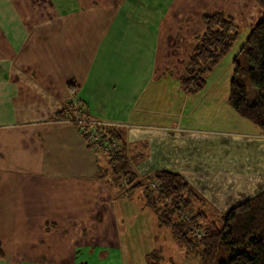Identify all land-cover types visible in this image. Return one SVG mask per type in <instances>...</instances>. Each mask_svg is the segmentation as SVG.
I'll return each mask as SVG.
<instances>
[{"label": "crops", "instance_id": "0c3cea01", "mask_svg": "<svg viewBox=\"0 0 264 264\" xmlns=\"http://www.w3.org/2000/svg\"><path fill=\"white\" fill-rule=\"evenodd\" d=\"M215 8L209 0H0V264H88L97 249L115 254L101 153L75 123L55 119L74 101L90 119L124 130L140 172H178L208 206L259 191L246 196L253 190L239 175H248L245 160L264 159V135L195 124L205 90L179 84L202 15L224 12ZM172 74L178 88L162 90ZM175 138L182 148L167 147ZM240 148L243 159L226 175L217 164ZM257 184L264 189V174Z\"/></svg>", "mask_w": 264, "mask_h": 264}, {"label": "trees", "instance_id": "16d2710c", "mask_svg": "<svg viewBox=\"0 0 264 264\" xmlns=\"http://www.w3.org/2000/svg\"><path fill=\"white\" fill-rule=\"evenodd\" d=\"M252 1L260 8L261 16L240 48L243 61L239 62L236 57L232 60L234 68L226 101L238 116L264 135V0ZM202 22L204 29L179 77L181 89L193 94L205 89V75L228 54L238 38L231 15L204 13ZM245 81L258 91L251 103L247 102ZM82 113L89 117L85 110ZM72 117L71 103L70 109L57 113L55 119ZM102 130L105 139L114 140L117 145L109 153L99 155L97 171L101 183L112 186V192L117 189L122 195L139 190L141 208L153 212L157 226L167 229L184 253L194 255L198 264H264V189L216 213V219L210 220L205 200L180 173L166 169L137 173L131 168L130 153L134 149H130L124 130L113 124H106ZM102 159L104 162H99ZM185 211L191 216L185 218L182 214ZM150 256L147 259L152 263Z\"/></svg>", "mask_w": 264, "mask_h": 264}, {"label": "rangeland", "instance_id": "374dc122", "mask_svg": "<svg viewBox=\"0 0 264 264\" xmlns=\"http://www.w3.org/2000/svg\"><path fill=\"white\" fill-rule=\"evenodd\" d=\"M209 1L215 3L217 7L215 9H221L226 14L233 17L234 23L238 30V38L233 43V46L228 54L220 59V61L214 65L205 75V92L196 95L199 97L196 100H198L201 106H198V108L194 111L192 116L194 118V123L196 124V122H200L208 125L214 123V126L208 127H222L228 132H234L238 130H256L249 121L236 114V112L227 103L226 99L229 91V82L234 68L232 60L234 57H236L239 62L243 61L240 48L244 44L250 30L260 18L261 10L252 0ZM208 11L212 10L208 9ZM193 40V44L196 43V38ZM176 66L181 67V62ZM176 69L177 68H174V70ZM176 71H180V69L178 68ZM175 75L172 74L169 76V80L167 83H165V87H163L162 90L164 88H169L172 90L175 85L176 88H178V79L175 77ZM244 86L247 94V102L251 103L258 94V91L255 87L250 86L247 81L244 82ZM148 94L149 89L146 88L144 90L143 96L146 98ZM149 117L152 119H160L162 116L151 114ZM199 117H201V121L197 120ZM206 118L207 121L204 120ZM209 118L215 119V121H210L208 120ZM126 126H128L127 129H129V131H135V128H137L131 125ZM181 137L184 136L181 134L178 138ZM163 143L166 145L167 141L165 140ZM168 146H170L172 149H178L182 148L184 143L180 141V139L175 138V141L171 142L169 145H167V147ZM236 151L233 154H230L231 156L224 157L225 160L223 163L217 164L218 168L224 167L227 169L225 173L226 175L235 170L232 169L234 168L235 160L241 159V157H243V148H240V154H238V157L236 156ZM100 153L104 154V152L101 151ZM132 153L135 152L131 151L130 153L131 168H133V170L137 173L143 174L140 172V168L138 167V156ZM207 154L211 155V148L208 151L206 150V157L208 156ZM99 162H104V159L100 160ZM238 162H240V160H238ZM209 164H211V162H209ZM263 164L264 159L262 160V158H260V156L257 154L254 162L245 160L240 165L241 168H245L248 171V175L246 173H241L239 175L240 172L237 170V175H239V177L242 175L245 176V182L240 179L243 182V185H248L249 183V189L253 190L246 193L244 192L246 196H249L251 192L254 193L256 190L261 191L262 187H260L257 183L258 179H262L264 174ZM110 187L112 186L109 185L108 188ZM239 187L241 188L240 185L238 188ZM253 187L254 189H252ZM113 192L114 196L111 207L115 214V220L113 221H115L114 223L119 236L117 245L115 246V254L111 255L107 252V250L97 249L95 253L88 255L86 259L88 264H153V262H155V264H198L197 258L194 255L184 253L185 251L183 247L179 246L174 240L170 238V234L167 229L157 226L155 223V216L149 208H141L140 202H142V197H139V190H135L126 195L118 193L117 189H115ZM209 202L211 203L210 206H208V203L205 202V211L210 220L216 219V210L218 208L225 209L231 206L228 205L227 201H225V205L218 206L213 205L214 203L211 201ZM97 224L99 227L98 221ZM147 254L151 255L150 257L152 263L148 261Z\"/></svg>", "mask_w": 264, "mask_h": 264}, {"label": "built area", "instance_id": "2783aa9c", "mask_svg": "<svg viewBox=\"0 0 264 264\" xmlns=\"http://www.w3.org/2000/svg\"><path fill=\"white\" fill-rule=\"evenodd\" d=\"M72 108L73 117L68 120L75 123L79 131L86 136L87 142L93 151L109 153L115 148L117 142L114 140L109 141L105 139V136L103 135L102 127L106 125L105 122L97 120L95 121L89 117H84L82 113L84 108L80 101L72 102ZM151 185L153 187L156 186L155 183H152ZM182 214L185 218L191 216L190 213L186 211Z\"/></svg>", "mask_w": 264, "mask_h": 264}]
</instances>
